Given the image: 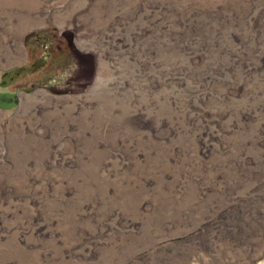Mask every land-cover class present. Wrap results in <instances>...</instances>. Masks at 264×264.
<instances>
[{"label":"rangeland","instance_id":"rangeland-1","mask_svg":"<svg viewBox=\"0 0 264 264\" xmlns=\"http://www.w3.org/2000/svg\"><path fill=\"white\" fill-rule=\"evenodd\" d=\"M5 90L0 264H264V0H0Z\"/></svg>","mask_w":264,"mask_h":264},{"label":"water","instance_id":"water-1","mask_svg":"<svg viewBox=\"0 0 264 264\" xmlns=\"http://www.w3.org/2000/svg\"><path fill=\"white\" fill-rule=\"evenodd\" d=\"M18 94L10 91L0 92V107L10 109L17 104Z\"/></svg>","mask_w":264,"mask_h":264},{"label":"flooded vegetation","instance_id":"flooded-vegetation-1","mask_svg":"<svg viewBox=\"0 0 264 264\" xmlns=\"http://www.w3.org/2000/svg\"><path fill=\"white\" fill-rule=\"evenodd\" d=\"M42 46H43L44 48L48 49V48H51L52 43H51V42H48V41L45 40V42H43ZM6 91H7V90H5V91H1V92H6Z\"/></svg>","mask_w":264,"mask_h":264}]
</instances>
